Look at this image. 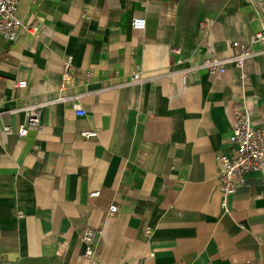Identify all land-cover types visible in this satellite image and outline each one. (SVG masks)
Wrapping results in <instances>:
<instances>
[{
  "label": "crops",
  "instance_id": "0c3cea01",
  "mask_svg": "<svg viewBox=\"0 0 264 264\" xmlns=\"http://www.w3.org/2000/svg\"><path fill=\"white\" fill-rule=\"evenodd\" d=\"M16 15L35 29L0 35V264H90L86 227L98 264H264V169L228 196L217 180L233 107L264 126V53L167 74L234 54L259 27L252 0H19ZM136 71L147 78L120 84Z\"/></svg>",
  "mask_w": 264,
  "mask_h": 264
},
{
  "label": "built area",
  "instance_id": "2783aa9c",
  "mask_svg": "<svg viewBox=\"0 0 264 264\" xmlns=\"http://www.w3.org/2000/svg\"><path fill=\"white\" fill-rule=\"evenodd\" d=\"M259 16V27L247 41H232V46L237 50L234 54L227 57H219L209 55L202 60L189 63L182 66L183 59L177 60V65L181 66L171 69L167 74H182L188 76L199 71H206L211 74H223L227 71L228 65L236 67L242 71L244 63L247 59L255 55L264 53V0H252ZM19 0H0V35L10 42H14L21 35L34 31V27L23 23L16 15ZM133 27L136 29H144L146 27V19L144 17H136L133 19ZM171 53L179 54L180 47L172 46ZM73 58L68 56L64 62L66 78L72 65ZM92 73L87 76L91 77ZM147 77L143 76L140 71H136L130 77L120 84H130L142 82ZM119 84V83H118ZM117 84V85H118ZM18 87H26L27 81L21 80L16 83ZM44 103L24 107L27 111L28 119L25 125H22L17 133L20 136L27 135L31 128H39L40 111ZM78 115H85L86 111L80 106L76 107ZM234 126L230 135V141L234 145L233 154H221L217 158V180L219 190L224 196L235 193L246 182V175L249 172L261 171L264 169V126H254L251 112L244 104H237L233 107ZM13 132L12 126L5 125L1 129L4 140L8 139ZM87 136H92L94 132H86ZM96 194V193H94ZM225 205V203H224ZM117 213L115 205L109 208V215L113 216ZM99 230L94 227H86L82 232V242L84 244V256L90 264H98L97 253V236Z\"/></svg>",
  "mask_w": 264,
  "mask_h": 264
}]
</instances>
